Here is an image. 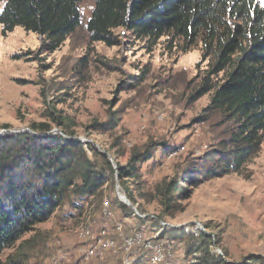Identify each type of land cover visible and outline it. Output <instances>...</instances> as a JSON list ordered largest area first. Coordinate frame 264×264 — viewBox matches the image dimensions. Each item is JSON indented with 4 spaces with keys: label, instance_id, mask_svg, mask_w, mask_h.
<instances>
[{
    "label": "rangeland",
    "instance_id": "rangeland-1",
    "mask_svg": "<svg viewBox=\"0 0 264 264\" xmlns=\"http://www.w3.org/2000/svg\"><path fill=\"white\" fill-rule=\"evenodd\" d=\"M92 7V0L79 4L83 27L52 52L43 49L37 32L16 26L3 36L0 28V135L41 122L52 124L54 114L63 116L65 129L74 135L64 134L56 123L49 134L61 132L84 148L94 146L81 142L90 139L122 165L135 152L153 148L151 157L140 163L142 191L150 195L136 197L135 205L142 209L136 214L118 203L114 180L108 179L94 195L68 191L45 221L0 250V263L10 257L21 264H120L121 235L140 228L145 235L157 236L160 220L185 232L171 234L174 246L166 264H198L192 260L200 261V253L185 251L204 224L215 234L210 246L214 257L227 264H252L250 255L264 261V140L240 173L180 185L187 194L175 199V211L163 213L162 199L153 192L155 186L165 188L175 178L181 180L184 172L192 175L193 169L202 179L206 154L233 127L208 109L213 89L192 99L203 83L214 87L224 79L222 72L209 73L215 50L202 57L199 39L182 51L179 39L164 35L151 43L122 27L114 29L120 36L117 45L90 42L84 24ZM80 59L86 60L84 67ZM115 222L123 230L119 232ZM157 237L161 242L170 238ZM105 240L114 245L106 246ZM115 244L118 252L113 253ZM216 248L223 254L220 249L216 254ZM149 258V251H139V258L125 257L131 264L140 259L152 264ZM155 264H163V259Z\"/></svg>",
    "mask_w": 264,
    "mask_h": 264
},
{
    "label": "trees",
    "instance_id": "trees-1",
    "mask_svg": "<svg viewBox=\"0 0 264 264\" xmlns=\"http://www.w3.org/2000/svg\"><path fill=\"white\" fill-rule=\"evenodd\" d=\"M83 0H0V28L4 36L16 26L42 36V47L54 51L67 36L82 26L79 4ZM91 14L84 24L90 42L107 46L120 43L114 33L118 27L136 38L151 43L161 36L183 43L182 51L200 40L203 56L213 48L211 74L224 73L223 81L212 87L203 83L193 95L195 100L213 89L208 109L233 123L227 138L206 154L202 179L197 170L192 175L184 172L181 180L175 178L167 186H155L162 212L175 211V199L185 197L180 185L194 186L203 180L240 173L244 164L259 150L264 140V3L257 0H92ZM82 67L85 59L79 60ZM64 134L63 116L51 114ZM113 121V120H112ZM115 121L112 122V124ZM51 123L32 124L35 133H47ZM5 128L7 126H4ZM151 149L135 152L125 164L112 154V161L92 145L66 140L60 133L34 136L29 132L0 135V250L12 244L32 225L45 221L71 192L94 195L110 179L117 181L120 192L135 206L136 197L142 198L140 163L151 157ZM90 153V156L88 155ZM100 161L102 164H98ZM113 163L116 165L113 167ZM99 169V170H98ZM106 173V176L104 174ZM130 182L131 187L127 186ZM150 193L146 192L145 196ZM123 209L131 211L123 202ZM155 218H159L158 215ZM208 229L207 225H203ZM185 234L182 229L169 228L160 234ZM199 232L185 251L186 255L200 253L198 264H227L210 253L215 234ZM215 239V238H214ZM174 240V239H173ZM223 254L222 248H219ZM198 255V254H197ZM16 257V256H15ZM14 259V258H13ZM7 257L0 264H21ZM252 264H264L260 257L250 255ZM245 264V263H243Z\"/></svg>",
    "mask_w": 264,
    "mask_h": 264
},
{
    "label": "built area",
    "instance_id": "built-area-1",
    "mask_svg": "<svg viewBox=\"0 0 264 264\" xmlns=\"http://www.w3.org/2000/svg\"><path fill=\"white\" fill-rule=\"evenodd\" d=\"M106 217V211L103 213ZM115 226H121L119 222H115ZM170 226V225H168ZM171 227V226H170ZM123 230V228H121ZM174 240L172 238L165 239V243H158V237L155 235H145L139 228L134 231L121 235V263L125 264V257L130 255H138L139 251H150V257L163 258V264L171 257V249H173ZM118 252L116 244L113 253Z\"/></svg>",
    "mask_w": 264,
    "mask_h": 264
},
{
    "label": "water",
    "instance_id": "water-1",
    "mask_svg": "<svg viewBox=\"0 0 264 264\" xmlns=\"http://www.w3.org/2000/svg\"><path fill=\"white\" fill-rule=\"evenodd\" d=\"M24 131H28V132H30L32 135H34V136H45V134H49V132L48 133H35V132H33L31 129H26V130H22V131H17V133H19V132H24ZM52 131H54V130H52ZM61 133V132H60ZM61 135L63 136V134L61 133ZM65 139H68V137H66ZM81 142H90V143H92L101 153H103V154H105L107 157H108V159L110 160V161H112V158L110 157V155L104 150V149H102V148H100L97 144H95L94 142H92L90 139H86V140H81ZM114 164V163H113ZM118 187V181H117V177L115 178V193H116V195H117V197H118V199L119 200H122V202L125 204V205H127V206H129L133 211H135V212H137L136 211V209H135V206L134 205H132L131 203H130V201L124 196V195H121V193L120 192H118V191H116V188ZM201 226V231H203L206 235H211L208 231H206L204 228H202L203 226L202 225H200ZM216 250H217V252H219V254H221V252H220V250L218 249V248H216Z\"/></svg>",
    "mask_w": 264,
    "mask_h": 264
},
{
    "label": "bare ground",
    "instance_id": "bare-ground-1",
    "mask_svg": "<svg viewBox=\"0 0 264 264\" xmlns=\"http://www.w3.org/2000/svg\"><path fill=\"white\" fill-rule=\"evenodd\" d=\"M117 189V191L118 192H120V190H119V187H117L116 188ZM121 193V192H120ZM121 195H123L122 193H121ZM122 201V200H121ZM136 214H138L137 212H135ZM139 216H141V215H139ZM143 216V215H142ZM151 217H153V216H151ZM159 223H158V232L156 233V235L158 236L164 229H166V228H169V224L168 223H166V222H164V221H158ZM172 227V226H171ZM198 227H200L199 229H201V226L199 225ZM203 228V227H202ZM87 234V233H86ZM263 238H264V236H263ZM108 242H111V244L112 245H114V242L113 241H111V240H105V245L107 246V244H108ZM158 243H165V241H158ZM94 246H95V243H93L92 244V248L94 249ZM215 251H216V254H218L219 252H217V250L215 249ZM150 252V251H149ZM150 259V262L152 263V264H155V263H158V262H160L163 258H156V260H154L152 257H150L149 258ZM131 263H132V260H131ZM128 260H126L125 259V264H131Z\"/></svg>",
    "mask_w": 264,
    "mask_h": 264
},
{
    "label": "crops",
    "instance_id": "crops-1",
    "mask_svg": "<svg viewBox=\"0 0 264 264\" xmlns=\"http://www.w3.org/2000/svg\"><path fill=\"white\" fill-rule=\"evenodd\" d=\"M117 228V230L120 232L121 231V226H116ZM97 237H101L100 235H96ZM89 249H90V247H88V250H87V255H90V254H92L93 253V251L92 252H89ZM93 255H97V254H93ZM141 260V262H137L136 264H139V263H146V264H148V262L147 261H143L142 259H140ZM194 263H197V262H194Z\"/></svg>",
    "mask_w": 264,
    "mask_h": 264
}]
</instances>
